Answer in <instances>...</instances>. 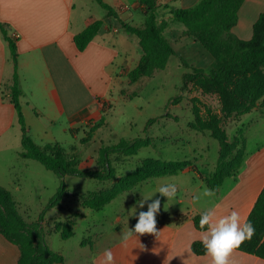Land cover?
<instances>
[{
    "label": "crops",
    "instance_id": "0c3cea01",
    "mask_svg": "<svg viewBox=\"0 0 264 264\" xmlns=\"http://www.w3.org/2000/svg\"><path fill=\"white\" fill-rule=\"evenodd\" d=\"M102 1L117 17H108L95 0H0V22L17 37L18 75L23 93L20 104L28 133L35 142L59 143L53 130L56 127L66 134L85 122H96L103 114V104L111 101L113 93H119L126 84V74L141 57L136 37L131 40L124 36L135 46L136 61L121 52L113 39L121 28L118 19L132 25L135 15H142L138 0ZM158 1L172 8H189L199 0ZM262 12L264 0H244L233 35L240 39L248 37L255 20L250 14L257 19ZM96 20L103 21L98 34L83 51H78L74 35ZM12 75L9 50L0 33V150L8 147L12 139L16 143L20 140L16 134L9 136L12 129L20 130L14 107L7 97ZM261 121L256 120V125ZM258 132L261 136L264 129ZM244 139L241 166L234 175L224 179L204 210H195V213L162 211L161 218H156L158 237L148 234L133 237L126 246L122 234L135 224H116L111 231L93 235L82 246L87 249L88 263L101 264L104 250L111 249L115 264H211L206 254L196 256L190 251L191 243L201 241L202 235V231L194 228L192 217L209 209L215 211L217 217L236 210L244 221L264 186V142L258 141L249 150ZM0 187L13 197L1 181ZM181 216L184 218L178 222ZM119 220L117 217L116 221ZM18 257L17 246L0 235V264H16ZM229 259L230 264H264V260L236 250ZM64 264H67L65 257Z\"/></svg>",
    "mask_w": 264,
    "mask_h": 264
},
{
    "label": "rangeland",
    "instance_id": "374dc122",
    "mask_svg": "<svg viewBox=\"0 0 264 264\" xmlns=\"http://www.w3.org/2000/svg\"><path fill=\"white\" fill-rule=\"evenodd\" d=\"M165 12V10H159L158 23L166 18ZM250 17L255 19L254 22L256 21L254 15L250 14ZM143 18L137 13L132 25L139 26ZM234 32L233 28L232 33ZM127 34L124 29L119 28V33L113 39L121 52L128 53L136 61L138 56L135 54V46L124 36H129L131 40L136 39L135 36ZM163 35L175 54L169 56L166 67L162 71L147 82L145 81L139 89H137L138 85L134 84L128 87L129 80L126 77V84L119 93H113L111 101L103 104V114L96 122H85L73 127L70 133L66 134L58 131L57 127L53 129L65 153L76 160L80 170L101 169L98 155L100 147L114 144L120 138L148 137L154 142V146L142 148L136 155L122 158L117 162L114 156H111L117 176L126 174L137 167L142 160L149 158L163 161H189L201 176H208L217 163L219 143L210 136L209 131L199 130L194 126L196 110L199 111L200 119L207 122L206 110L209 109L218 118L219 125L230 142L244 136L249 150L258 141L264 142V133L260 136L261 132H258L264 129V107L252 109L244 115L222 113L221 102L215 91H203L196 84L184 85L182 82L183 74L190 70L182 64L181 59L189 68L197 67L208 71L210 55L187 35L181 22L168 21ZM251 36L252 26L250 35L242 40H249ZM136 92L138 94L130 99ZM177 95L181 96L180 102L176 105L170 103L168 107H165ZM258 119L262 120L259 126L256 125ZM149 120L153 121L147 125ZM96 125L98 128L92 138L88 142H83L90 127ZM13 134L20 138L19 129H12L9 136ZM13 140L9 142L8 147L0 150V181L12 192L15 202L19 204V213L22 218L30 224L39 222L45 243L51 250L63 255L67 264H89L85 257L87 249L81 246V242L84 239L88 242L93 235L103 231H111L116 224L119 226L125 222L129 226L136 224L139 212L146 211L147 204L152 200L160 199L161 209L156 218H161L162 211H165L166 197L158 192L155 193L145 202L143 209L139 207V201L143 200V195L149 196L154 193L162 184L173 183L177 186L175 200L168 202L170 204L168 209L172 211L195 213V210H204L208 200L214 198L203 195L207 187L198 178L196 172L182 171L177 175L148 179L132 190L118 195L102 209L96 211L84 208L78 197L109 187L112 182H101L80 176H65L63 182L68 197L62 199V209L58 210L54 207L43 213L51 197L60 187V179L38 162L21 158L20 140L17 143ZM36 142L40 143L38 140ZM195 197L200 199L196 201ZM133 207L136 208L135 215L131 213ZM73 213H79L81 216L74 218L73 236L63 240L58 233L52 232L53 222H63ZM117 217H120L119 221H116Z\"/></svg>",
    "mask_w": 264,
    "mask_h": 264
},
{
    "label": "trees",
    "instance_id": "16d2710c",
    "mask_svg": "<svg viewBox=\"0 0 264 264\" xmlns=\"http://www.w3.org/2000/svg\"><path fill=\"white\" fill-rule=\"evenodd\" d=\"M243 1L199 0L189 8H172L158 0H138V7L144 17L142 25L132 26L118 19L121 28L137 38L142 53L138 64L126 74L129 80L128 87L134 84L138 85L137 89H139L140 85L166 67L169 56L175 53L163 35V30L168 21L175 20L183 24L187 35L204 48L211 57L208 71L197 67L189 68L181 59L182 64L190 70L182 76L184 85L193 83L203 91H215L221 102L222 113L244 115L252 109L264 107V12L260 13L253 23L252 36L249 40L237 38L233 35L232 29L237 23L238 11ZM95 2L107 12L108 17H117L114 10L102 0H95ZM160 9L166 11V18L158 23ZM102 25V20H96L74 35L73 42L76 49L83 51L98 34ZM0 33L7 43L9 58L13 65L7 97L14 107L20 127L21 152L19 155L23 159L38 162L60 179V187L51 197L43 213L54 207L58 210L62 209L61 201L68 197L63 182L65 176H80L101 182H112L109 187L78 197L84 208L97 211L118 195L132 190L148 179L177 175L186 169L196 172L208 189L217 191L224 179L234 175L241 166L245 153L244 136L230 142L221 129L218 118L207 109V122H203L199 111H195L194 126L199 130L209 131L210 136L219 143L218 160L208 176H201L189 161H163L151 158L142 160L137 167L126 174L117 176L111 156H114L117 162L122 158L136 155L142 148L154 146V142L148 137L120 138L114 144L100 147L98 155L101 169L80 170L76 160L67 155L60 144L38 145L30 137L20 104L23 93L18 75L17 37L11 35L7 26L1 22ZM137 94L138 92L133 94L130 99ZM180 100L181 96L177 95L165 107H168L170 103L176 105ZM152 121L149 120L147 125ZM97 128V125L90 127L83 142H88ZM18 207L11 194L0 187V235L12 245L17 246L19 257L16 264H64V256L51 250L45 243L39 222L31 224L26 222L20 215ZM200 215L196 214L192 217L193 226L197 231H203L199 226ZM80 216L79 213H73L63 222L54 221L52 232L58 233L63 240L71 238L74 234V218ZM183 218V216L179 217L178 222H181ZM246 221L253 224L255 234L236 251L264 260V186ZM86 243L84 239L81 246H85ZM190 251L196 256L206 254L201 241L192 242Z\"/></svg>",
    "mask_w": 264,
    "mask_h": 264
},
{
    "label": "clouds",
    "instance_id": "9594fccd",
    "mask_svg": "<svg viewBox=\"0 0 264 264\" xmlns=\"http://www.w3.org/2000/svg\"><path fill=\"white\" fill-rule=\"evenodd\" d=\"M177 191V186L173 183L162 184L151 195H143V200L139 201V207L143 209L145 202L158 192L167 198V202L164 204V210L167 211L170 205L168 202L175 200ZM203 195L210 197L215 195V193L213 190L205 188ZM194 199L198 201L200 197H195ZM160 209L161 201L160 199H155L147 204L146 211L139 212L134 228H128L122 234V241L125 246L133 237L138 238L145 234L159 236L160 232L157 231L156 216ZM131 213L135 215V207L131 209ZM199 226L203 230L201 243L206 255L211 258V264H230L229 258L233 251L238 249L245 241L251 240L255 234L253 224L250 221H242L240 213L236 210H232L228 215L219 217H217L215 211L206 210L200 215ZM143 247L141 245V249ZM101 264H115V257L111 249L104 250Z\"/></svg>",
    "mask_w": 264,
    "mask_h": 264
}]
</instances>
